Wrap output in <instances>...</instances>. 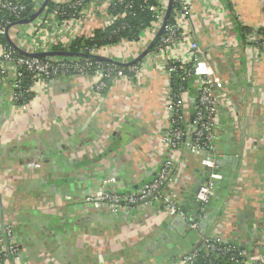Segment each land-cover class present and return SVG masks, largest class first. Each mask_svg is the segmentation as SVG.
Returning a JSON list of instances; mask_svg holds the SVG:
<instances>
[{"label":"crops","instance_id":"0c3cea01","mask_svg":"<svg viewBox=\"0 0 264 264\" xmlns=\"http://www.w3.org/2000/svg\"><path fill=\"white\" fill-rule=\"evenodd\" d=\"M46 1L35 0L38 10ZM109 8V0L90 3L86 19L74 25L47 19L40 31L45 40L47 34L56 39L40 54L110 26ZM179 25L183 39L164 53L151 52L155 28L138 42L92 52L142 70L99 93L93 75H58L32 82L22 111L8 82H0V251L9 246L5 228L11 226L18 264H184L197 245L216 236L235 246L244 264H264V54L245 36L264 31V0H193L190 18ZM23 34L8 38L29 54ZM188 41L200 45L205 64L225 83L215 94V155L186 147L173 153L162 138L170 127L168 65L187 62ZM200 87L195 82V94L186 95L190 116ZM170 156L171 197L185 211L197 183H215L197 231L159 206L114 213L85 203L102 189L138 192Z\"/></svg>","mask_w":264,"mask_h":264},{"label":"built area","instance_id":"2783aa9c","mask_svg":"<svg viewBox=\"0 0 264 264\" xmlns=\"http://www.w3.org/2000/svg\"><path fill=\"white\" fill-rule=\"evenodd\" d=\"M14 1L17 0H0V7L10 12H16L18 7L14 5ZM87 1L78 0L72 4L74 9L81 8V12L72 20H57L55 14H49L45 9L38 19L30 23V32H24L23 35H20L27 42L28 57L18 56L12 48L0 43V82H8L11 100L19 105L22 111L28 109L32 97V87L25 88L24 86V79L27 74L33 76L32 82L50 80L58 75L65 76L70 73L93 75L97 79L96 92L99 93L107 88L109 81L125 79L127 75L134 76L142 72L141 67L136 64H130L126 69H120L115 65L105 69L101 64L95 65L90 60L82 61L81 59L72 58L70 61H65L63 59L52 58L48 61H43L31 56L32 54H40L44 52L43 50H48L49 40L53 42L56 39L55 35L52 37L47 34L45 40L44 35L40 31L39 27L47 19H51L49 23L52 22L54 26L61 25L63 22L70 23L69 25L83 22L86 19L84 8L89 6L90 3L97 2V0H92L90 3H87ZM116 1L118 3L123 2V0ZM192 1L178 0L180 9L177 10L174 25H167V23L164 25L170 0L169 2L161 0L158 6L150 8V11L155 14V22L146 32L155 28L157 37L162 29L166 31V35L162 38L160 45L157 48L152 47L151 49L153 50L151 52L164 53L169 47L175 45L180 39H183L180 33L179 22L190 18ZM109 3L111 6L113 3L115 4V0H109ZM116 19L114 18L113 20ZM9 30L0 23V37H8ZM57 40L59 39L57 38ZM247 42L254 45L264 54V36L250 34ZM187 47V62L170 63L168 65V73L170 77L172 74L177 73V64L192 65V68L186 72L182 81L186 82L194 77V83L200 82L201 87L196 92L194 104H191L193 108L191 116L187 108L189 106L186 100L188 92H183L180 96H177L170 89L166 107L170 127L163 132L162 138L166 146L173 153L186 147L191 153L215 155L218 149L215 131L219 126V109L215 94L225 89V83L211 66L205 64L204 52L196 41H188ZM214 170H219L217 162H215ZM175 175V161L170 156L164 159L156 177L151 182L145 183L138 192L122 194L117 190L102 189L94 195L87 197L85 203L94 208L108 209L114 213L159 206L172 216H180L190 225L192 230L197 231L199 229L200 216L211 202L215 183L211 179L197 183L191 210L187 212L181 207V203L171 197ZM13 233L11 226L5 228V234L10 243L7 248L0 251V257L3 259L1 264H18L20 261L19 249L13 242ZM203 241L209 250L220 255L225 256L238 250L235 246L224 242L220 237L213 236ZM195 258L196 255L191 253L184 257L183 262L184 264H195ZM231 262L233 264H244L235 257L231 259Z\"/></svg>","mask_w":264,"mask_h":264},{"label":"trees","instance_id":"16d2710c","mask_svg":"<svg viewBox=\"0 0 264 264\" xmlns=\"http://www.w3.org/2000/svg\"><path fill=\"white\" fill-rule=\"evenodd\" d=\"M78 0H73L69 3L58 4L51 1L46 7V12L49 14H55L57 20L67 21L76 18L81 12V8L74 9L73 3ZM161 0H123L122 3H118L115 0V4L110 6L109 14L116 20L110 26L102 30L96 31L91 37H79L75 39L67 48H62L61 45L54 46L52 51L61 52L65 51L68 55L62 57L65 61H70L72 58L81 59L82 61L90 60L95 65L101 64L105 69L115 65L120 69H126V65L116 63L109 59H101L92 55V51H99L106 47L116 46L122 43H135L138 42L144 33L152 27L155 22V14L150 11L151 7L158 6ZM92 2L88 0L87 3ZM18 3V4H17ZM14 5L18 7L16 12H10L0 7V23L6 26L7 29H13L22 21H28L32 16L38 12V7L34 0H17L14 1ZM180 9L178 0H173L171 6V12L167 20V25H174L176 22L177 10ZM247 33L245 36L250 35ZM253 33V32H252ZM166 35V31L162 30L161 34H158L153 42L152 47H158L162 41V38ZM259 36H264V31L257 33ZM6 37H0V43L7 45L16 51L18 56L28 57L27 54L18 47L17 44L12 43L11 39ZM153 50V49H152ZM40 60L48 61L52 58L39 56ZM177 73L171 76V89L174 95L180 96L183 92L193 93L192 85L194 83V77L190 78L189 81L183 82L186 72L192 68V65L177 64ZM33 76L27 74L24 79L25 88H30L32 85ZM114 81V80H113ZM113 81H109L110 86ZM192 206V205H191ZM190 206V208H191ZM189 206H187L188 209ZM194 208V206H193ZM197 210V209H196ZM200 221V220H199ZM193 255H196L195 264H233L232 258H237L238 261L242 262L240 253L238 250L228 255H220L219 253L213 252L207 248L206 243L203 241L196 246ZM0 257V264L2 263Z\"/></svg>","mask_w":264,"mask_h":264},{"label":"water","instance_id":"95a60500","mask_svg":"<svg viewBox=\"0 0 264 264\" xmlns=\"http://www.w3.org/2000/svg\"><path fill=\"white\" fill-rule=\"evenodd\" d=\"M50 2H51V0H47V1L45 2V4H44V5L38 10V12L35 13V14L32 16V18H31L30 20H28V21H22V22L18 23L17 26H24V25H27V24L32 23L34 20L38 19V18L41 16V14L44 12V10L46 9V7L48 6V4H49ZM172 2H173V0H170V6H169V9H168V11H167V13H166V17H165V20H164V25H166L167 20H168V17H169V15H170ZM162 30H163V29H162ZM162 30L159 32V34L162 33ZM152 46H153V45H152ZM23 53L29 55V54L26 53V52H23ZM41 55L44 56V57L55 58V57H58V56H64V57H66L68 54H67V53L51 52V53H45V54H32L31 56H33V57H39V56H41ZM180 218H181V217H180ZM181 221L184 222L185 220L181 218ZM184 223H185V222H184Z\"/></svg>","mask_w":264,"mask_h":264},{"label":"rangeland","instance_id":"374dc122","mask_svg":"<svg viewBox=\"0 0 264 264\" xmlns=\"http://www.w3.org/2000/svg\"><path fill=\"white\" fill-rule=\"evenodd\" d=\"M25 28H26L25 26H16L13 29H10L8 34L10 35L11 33H15V31H18V30H22L25 32L26 30Z\"/></svg>","mask_w":264,"mask_h":264}]
</instances>
